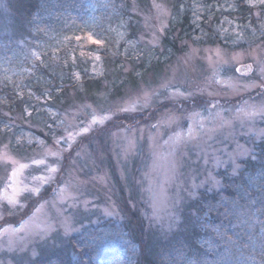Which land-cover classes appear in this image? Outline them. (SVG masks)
<instances>
[{
  "label": "rangeland",
  "instance_id": "1",
  "mask_svg": "<svg viewBox=\"0 0 264 264\" xmlns=\"http://www.w3.org/2000/svg\"><path fill=\"white\" fill-rule=\"evenodd\" d=\"M124 1L84 0L88 11L82 25L71 23L61 27L50 24L46 28L41 27L30 40H14L10 46L2 40L0 42L4 47L0 52V190L8 182L13 167L5 162L6 156L26 163L44 151L37 138L45 141L44 147H51L53 132L61 136L87 124L93 110L98 114L105 110L115 112L145 91L160 92L149 107L130 114L135 119H123L127 114H120L121 118L111 127L113 132L119 131L120 125L143 129L142 133H136L137 146L127 159L119 154L120 149L112 138L94 133L91 138L80 137L82 144L78 142L74 145L71 158L64 160L58 182L72 180L70 191L77 199L75 202L49 203L45 212L55 222L60 218L58 209L61 210L63 215L71 217L74 230L65 234L57 225L56 231L47 238L28 236L22 249L9 250L7 243L0 240V264H33L36 260L51 258L52 251L60 249L66 252L70 239L78 236L91 240L99 238L107 256L118 250V256L100 264H123L128 252L119 233L124 232L120 227L130 221L131 214L138 213L146 222L147 231L166 239L179 229L187 203L196 200L202 191L217 192L209 191L207 185L192 189L193 182L199 184L209 171L214 172L219 180L218 174L222 171L230 175V153L249 150L237 158L242 170L249 161H259L257 149L264 143V135H261L264 133V119L257 117L241 121L236 118V111L245 100L250 103L264 101V96L260 95L262 90L241 89L239 94H233L230 88L215 83L211 77L215 68L220 70L221 79L231 78L240 85L259 84L264 79L260 71L264 66V28H261L264 7L252 6L254 0L252 3L250 0H186L174 12L167 0H150L149 8L143 10L132 0V7L124 10ZM14 2L0 0V37H13L22 32L15 13L9 8V4ZM129 14L139 17L140 30L136 39L128 38ZM185 17L189 18L186 27L189 31L179 41L178 52L171 56L169 49L164 50L162 41L174 25H178L175 36H180L182 29L179 25ZM89 35L102 40L103 46L89 41ZM187 36L189 38H185ZM210 39H216L220 44H210ZM33 53H39L40 59L37 60ZM96 55L100 56V60L94 58ZM108 58L119 64L126 83L110 87L105 78L100 93L92 90L95 86L92 91L86 92L83 88L85 81L108 73ZM247 64L252 65V73L241 75L236 71ZM74 72L79 73V81L72 76ZM132 72L135 76L127 79ZM169 81L171 86L192 92L193 96L188 100L168 99L167 91L161 88V84ZM61 84L71 88L70 96L75 97L72 102L66 98L54 103L58 94L56 86ZM74 86L78 92L72 89ZM10 94L24 102L23 111L19 112L7 103ZM49 96L51 99H48ZM212 103L217 105L216 109L211 108ZM205 107L212 113L222 112L223 118L231 123L220 127V121L210 117ZM169 110L179 117V121L176 125L159 129L157 143L165 153L164 141L174 131L186 130L192 123L188 117L194 111L203 114L206 128L217 129L203 134L199 142L181 145L177 151L178 172L171 179H167L168 161L157 159L151 140L157 133L152 125ZM53 111L58 113L55 120L50 116ZM28 112H31L30 116ZM61 119L65 120L63 125L57 123ZM109 125L112 121L106 126ZM4 133L9 136L1 142ZM30 137L33 138L31 144L28 143ZM77 148H82L79 157L75 155ZM213 157H220L225 165L214 169ZM206 159L209 161L207 164ZM41 171L35 166L30 167L18 179L31 185L33 177L40 175ZM247 172L251 174L250 181H255L252 185L259 186L264 174L252 173L251 169ZM105 174L107 183H101L97 178ZM150 188L157 192L163 189L155 215ZM190 191L194 195L189 196ZM43 195L49 202L55 200L56 184L46 187ZM20 199L28 207L13 210L11 214L5 212V218L14 223L21 218L27 219L34 204V199L29 198L27 193ZM73 203L75 206H72ZM2 207L6 209L8 206L4 204ZM113 207L118 214L106 215V211ZM117 228L122 231H117ZM68 256L73 264L79 262V256L73 250L68 252Z\"/></svg>",
  "mask_w": 264,
  "mask_h": 264
},
{
  "label": "trees",
  "instance_id": "2",
  "mask_svg": "<svg viewBox=\"0 0 264 264\" xmlns=\"http://www.w3.org/2000/svg\"><path fill=\"white\" fill-rule=\"evenodd\" d=\"M131 1L123 2L124 10L132 7ZM133 1L142 10L150 6V0ZM167 1L176 12L186 0ZM9 8L15 13L17 24L20 25L22 32L16 33L13 37H0V42L2 40L8 46L14 40L32 39L39 29L46 28L50 24H57L61 27L71 23L82 25L88 11L84 0H15L14 3L9 4ZM128 17L130 33L128 38L136 39L140 30L139 17L132 14ZM188 19L185 17L184 22L179 25L182 29L179 37L175 36L178 25L174 27L171 25V30L167 31L162 41L164 50L169 49L171 56L178 52L179 41L184 39L189 31L186 29L189 24ZM208 42L220 44L216 39H210ZM3 50L4 47L0 44V52ZM153 59L156 58L150 60ZM107 60L108 73L102 77L85 81L83 88L86 92L95 90L96 93H100L105 78L109 81L110 87L126 83L127 80L121 73L119 64L113 62L111 58ZM159 60L158 58L157 61ZM134 74L135 72H132L127 75V79L135 76ZM93 86L95 88L91 90ZM56 88H58V94L54 103L61 99L66 100V98L68 102L75 99L70 96V87L61 84ZM72 89L79 91L76 86ZM7 100L10 106H15L19 112L23 111L24 102L18 101L17 96L10 94ZM32 115L35 117L34 113ZM8 136V133H4L1 142H5ZM11 147L14 148L13 142H11ZM257 150H259L257 155L259 161H249L246 164L247 167L234 178L235 182L229 179L230 175L227 171H222L218 174L223 183L222 190L219 192L202 191L196 200L187 203L182 211L179 229L168 238L162 239L156 233L152 234L147 231L146 222L139 214H131L130 221L120 227L125 233H119V237L124 242L122 245H125L128 252L123 264H264V238H262L264 237L262 233L264 229V190L261 189L264 185V177L262 181L260 180L259 186L252 185L249 183L251 174L248 175L247 172L251 169L252 173L264 174V143H261ZM244 190L247 191V195L241 199L240 196ZM221 199L234 200L236 207L229 204V208L233 210L225 214V208L220 204ZM210 206L212 210H209ZM120 228L116 230L122 231ZM222 233H226L232 242L229 243L226 238H223ZM67 249L66 252L60 249L52 251L51 258L39 259L33 264H73L68 256L70 250L79 256V262L76 264H100L119 254L117 250L115 254L107 256L99 238L91 240L80 236L71 238Z\"/></svg>",
  "mask_w": 264,
  "mask_h": 264
},
{
  "label": "snow or ice",
  "instance_id": "3",
  "mask_svg": "<svg viewBox=\"0 0 264 264\" xmlns=\"http://www.w3.org/2000/svg\"><path fill=\"white\" fill-rule=\"evenodd\" d=\"M252 3V0H250ZM158 7V5H154ZM252 6H260L264 7V0H254ZM261 28H264V24H261ZM76 39H80V37H76ZM89 41L98 46H103V41L99 39L93 38L92 35L87 37ZM219 55V52L217 51ZM83 55V53H81ZM33 56L36 57L37 60L40 59L39 53H33ZM96 60H100V56L96 55L94 57ZM235 59V57H234ZM75 58H73L74 62ZM211 63V60H210ZM95 70V65L93 66ZM252 66L248 65L245 68L246 72L251 71ZM237 72H240V69H236ZM261 74L264 75V66L260 69ZM137 75H141L137 73ZM72 76L75 80L79 81L80 75L79 73H72ZM6 79H10V77H5ZM212 80L217 84H223L226 87L232 90L233 94H239L241 89L247 91L251 88H260L262 91L260 93L261 96H264V79L261 80L259 84H244L240 85L235 83L229 78L228 80H223L220 77V70H213V74L211 77ZM161 88L167 91V98L170 100L176 99H184L188 100L193 96L192 92L182 91L179 87L171 86V82H165L161 84ZM160 92L158 90H153L151 92L145 91L143 95L138 96L136 99L127 102L121 105L115 112L105 110L101 114H98L95 110L92 111L91 118L87 124L82 126H77L72 131H67L65 135L56 136L55 132H53V141L51 147H44L45 141L37 138V143L39 146L44 148L42 155L39 157H33L28 162H20L12 157H5V162L13 165L10 176L8 178V182L4 185L3 189L0 190V240H3L7 243L9 250H14L17 247L23 248V242L26 241L28 236H37L40 238L49 237L54 231L57 229V225L63 229L65 234L73 231L71 217L63 215V212L58 209V214L60 218L53 222V220L47 217L45 212L46 207L49 203L53 205L57 202L66 203L69 200L75 202L77 199L74 195H72L70 189L73 187L72 180H59V174L63 170V162L65 159L71 158V153L73 152L74 145L77 143H81L79 141L80 137L91 138L94 133H99L101 135H108L110 138L116 142V146L120 149V153L122 154L124 159H127L135 150L137 146L138 137L136 135L137 132H143V129L133 128V127H124L120 125V130L113 132L111 131V127L115 126L116 120L121 118L120 114L124 115L123 119H135L134 116L130 115L132 113L137 112L138 110L142 111L150 106L154 97H158ZM212 95V93H209ZM48 99H51L49 96ZM142 101V102H141ZM86 107H91L90 105H86ZM212 109H216L217 105L215 103L211 104ZM206 111H209V116L213 119H217L220 121V127L230 124V121H227L223 118V114L220 111H216L212 113L207 107H205ZM27 112V109H25ZM28 115H31V112H28ZM50 116L55 120L58 116L57 112H51ZM260 117L264 119V101L259 103H250L245 100L243 104L236 111V118L243 120H254L255 118ZM189 120L192 121L191 125L187 127V129H180L174 131L171 136L168 137L167 140L164 141V147L167 148V152L161 151V146L157 143V136L159 135V129L164 127H171L172 125L178 124L179 117L169 110V112L165 113L157 123L152 125V128L157 129V133L151 137L152 140V149L154 155L157 159H165L169 163V175L167 179H171L178 172L179 159L177 158V151L181 148V145H186L191 142H199L201 136L205 133L215 132L216 128H206V120L203 117L201 112L194 111L191 116L188 117ZM112 121V125H108V122ZM58 124L63 125L65 120L61 119L57 121ZM49 128L52 125H48ZM261 135H264L262 133ZM33 138H29L28 143H32ZM19 143V142H18ZM248 149H244L243 151H237L235 153L229 154V161L231 162V174L229 179H232L235 182V177L242 171L241 164L237 163V158L241 155L248 153ZM69 154L66 156L65 154ZM82 153V148H77L75 151V155L79 157ZM214 163L213 168L219 169L225 165V161H223L220 157H213ZM209 161L206 159L205 164ZM35 166L36 168L41 169V174L33 177V182L31 185L23 184L18 177L23 173L25 169ZM107 174L104 176H100L97 179L101 183H107L106 179ZM250 184H254L255 181H249ZM56 184V199L49 202L45 199L43 193L46 187ZM208 186L209 191L215 190L219 192L223 188V183L221 180L217 179L216 174L214 172L209 171L205 178L199 183L196 184L193 182L192 189H199ZM261 189L264 190V185L261 186ZM153 193V215L156 214V211L159 206V198L163 194V189L159 192L154 191L153 189H149ZM25 193L28 194L29 198L34 199V204L32 206L31 214L27 216V219L21 218L19 221L15 223L7 220L5 218V212L9 214L12 213L13 210L19 211L23 210L28 205L21 201L20 197ZM189 196L194 195V192H189ZM247 195V191L244 190L241 193L240 198L243 199L244 196ZM6 204L8 207L5 209L2 206ZM221 207L225 208V214L227 212L232 211L233 208H229V204L236 207L235 201H228L221 199L220 201ZM72 206H75L73 203ZM209 210H212L210 206ZM106 215H117L115 211V207L111 210L106 211ZM244 215V213H241ZM254 215V214H253ZM41 217H44L43 219ZM18 224V226H16ZM262 233H264V229H262ZM223 238H226L229 243H231V238L227 237L226 233L221 234ZM264 238V237H262ZM102 240L103 237H100Z\"/></svg>",
  "mask_w": 264,
  "mask_h": 264
},
{
  "label": "water",
  "instance_id": "4",
  "mask_svg": "<svg viewBox=\"0 0 264 264\" xmlns=\"http://www.w3.org/2000/svg\"><path fill=\"white\" fill-rule=\"evenodd\" d=\"M248 65H250V64L240 66V67H239L240 72H238V73L241 74V75H246V74H250V73H252V71H253V67L251 68V71H249V72H246V71H245V68H246ZM251 66H252V65H251Z\"/></svg>",
  "mask_w": 264,
  "mask_h": 264
}]
</instances>
